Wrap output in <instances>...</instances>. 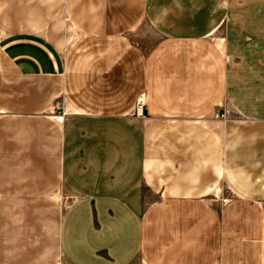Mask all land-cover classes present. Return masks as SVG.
Instances as JSON below:
<instances>
[{"label": "crops", "instance_id": "obj_1", "mask_svg": "<svg viewBox=\"0 0 264 264\" xmlns=\"http://www.w3.org/2000/svg\"><path fill=\"white\" fill-rule=\"evenodd\" d=\"M0 264H264V0H0Z\"/></svg>", "mask_w": 264, "mask_h": 264}, {"label": "built area", "instance_id": "obj_2", "mask_svg": "<svg viewBox=\"0 0 264 264\" xmlns=\"http://www.w3.org/2000/svg\"><path fill=\"white\" fill-rule=\"evenodd\" d=\"M145 111H146V102H145V95L144 93H141L134 109V116L137 118H144L145 117ZM222 119L228 118V111L224 110L222 114L219 115Z\"/></svg>", "mask_w": 264, "mask_h": 264}, {"label": "rangeland", "instance_id": "obj_3", "mask_svg": "<svg viewBox=\"0 0 264 264\" xmlns=\"http://www.w3.org/2000/svg\"><path fill=\"white\" fill-rule=\"evenodd\" d=\"M209 198H212V197H209ZM231 197L229 196L228 199H230Z\"/></svg>", "mask_w": 264, "mask_h": 264}]
</instances>
